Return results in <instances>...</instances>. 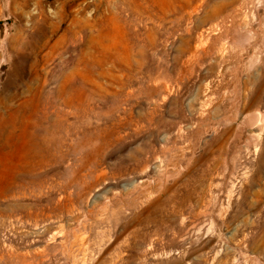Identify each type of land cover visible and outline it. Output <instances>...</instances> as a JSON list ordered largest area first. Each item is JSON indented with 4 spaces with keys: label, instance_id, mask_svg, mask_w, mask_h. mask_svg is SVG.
<instances>
[{
    "label": "rangeland",
    "instance_id": "obj_1",
    "mask_svg": "<svg viewBox=\"0 0 264 264\" xmlns=\"http://www.w3.org/2000/svg\"><path fill=\"white\" fill-rule=\"evenodd\" d=\"M263 118L264 0H0V264H264Z\"/></svg>",
    "mask_w": 264,
    "mask_h": 264
},
{
    "label": "bare ground",
    "instance_id": "obj_2",
    "mask_svg": "<svg viewBox=\"0 0 264 264\" xmlns=\"http://www.w3.org/2000/svg\"><path fill=\"white\" fill-rule=\"evenodd\" d=\"M263 121H264V118H263ZM187 134H188V133H187ZM191 145H192V144H191ZM174 157H175V156H174ZM177 161H178V160H177ZM171 162H172V161H171ZM175 163H176V162H175ZM172 165H173V164H172ZM187 167H188V166H187ZM187 169H188V168H187ZM176 170H177V169H176ZM188 171H189V170H188ZM186 173H187V172H186ZM145 183H146V182H145ZM146 185H147V184H146ZM173 185H174V184H173ZM177 185H178V184H177ZM172 187H173V186H172ZM152 188H153V187H152ZM170 189H171V188H170ZM65 190H66V189H65ZM133 191H134V190H133ZM138 191H139V190H138ZM138 191H137V192H138ZM66 192H67V191H66ZM66 192H65V193H66ZM129 192H130V191H129ZM137 192H136V193H137ZM169 192H170V190H169ZM68 193H69V192H68ZM127 193H128V192H127ZM127 193H126V194H127ZM130 193H132V191H131ZM133 193H134V192H133ZM138 194H139V193H138ZM128 195H129V194H128ZM128 195H127L126 197H128ZM136 195H137V194H136ZM67 196H68V195H67ZM129 196H130V195H129ZM135 197H136V196H135ZM119 199H120V198H119ZM202 199H203V198H202ZM70 200H72V199H70ZM115 200H116V199H115ZM128 200H129V199H128ZM125 202H126V199H125ZM111 204H112V203H111ZM121 204H122V203H121ZM117 205H118V204H117ZM107 207H108V206H107ZM107 207H106V208H107ZM113 207H114V206H113ZM131 209H132V208H131ZM103 210H105V209H103ZM106 210H107V209H106ZM106 210H105V211H106ZM122 210H123V209H122ZM124 210H125V209H124ZM112 211H113V210H112ZM114 213H115V212H114ZM118 213H119V212H118ZM121 213H122V211H121ZM99 218H100V217H99ZM101 219H102V218H101ZM75 233H76V232H75ZM84 241H85V240H84Z\"/></svg>",
    "mask_w": 264,
    "mask_h": 264
}]
</instances>
